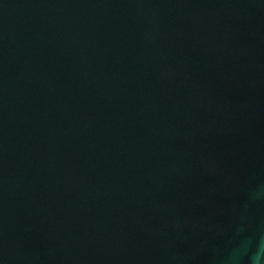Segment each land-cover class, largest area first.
<instances>
[{
	"label": "water",
	"instance_id": "water-1",
	"mask_svg": "<svg viewBox=\"0 0 264 264\" xmlns=\"http://www.w3.org/2000/svg\"><path fill=\"white\" fill-rule=\"evenodd\" d=\"M264 264V0H0V264Z\"/></svg>",
	"mask_w": 264,
	"mask_h": 264
},
{
	"label": "clouds",
	"instance_id": "clouds-1",
	"mask_svg": "<svg viewBox=\"0 0 264 264\" xmlns=\"http://www.w3.org/2000/svg\"><path fill=\"white\" fill-rule=\"evenodd\" d=\"M254 260H255V264H258V262H259V255L257 257H255Z\"/></svg>",
	"mask_w": 264,
	"mask_h": 264
}]
</instances>
